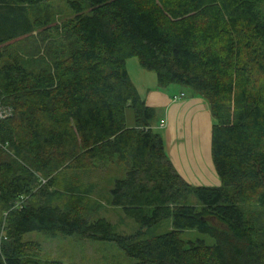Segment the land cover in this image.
<instances>
[{
	"label": "trees",
	"instance_id": "1",
	"mask_svg": "<svg viewBox=\"0 0 264 264\" xmlns=\"http://www.w3.org/2000/svg\"><path fill=\"white\" fill-rule=\"evenodd\" d=\"M2 1L0 264H46L31 232L114 242L124 264H264V0ZM58 1L72 13L60 24ZM132 57L160 87L208 102L221 185L177 171L130 79ZM112 163L126 176L110 204L137 222L134 234L116 233L91 197ZM166 220L172 230L146 236ZM187 230L215 243L186 242Z\"/></svg>",
	"mask_w": 264,
	"mask_h": 264
},
{
	"label": "rangeland",
	"instance_id": "2",
	"mask_svg": "<svg viewBox=\"0 0 264 264\" xmlns=\"http://www.w3.org/2000/svg\"><path fill=\"white\" fill-rule=\"evenodd\" d=\"M1 3L4 5V8H8V0H3ZM52 4L54 6L62 7L64 10L66 7L65 12L58 13L55 16L58 24H60L65 18L72 16L71 11L68 10L65 3L58 1L52 2ZM3 35L4 33L0 34V37ZM127 70L131 81L142 96L148 88L158 83L156 73L144 69L140 65L137 57H132L127 60ZM174 85L178 89L186 90L187 93H191L193 91L187 86L178 84ZM127 120L129 124H132L134 121L133 111L130 108L127 109ZM206 154L208 155V158H211L212 163L214 164L211 137L208 139V144L206 142ZM125 176L126 170L122 164H109V167L106 169V176L96 180V186L94 191L91 193V197L101 203L99 216L106 217L112 223L113 230L116 233L134 234L140 228L137 222L132 217L127 215L122 207H116L110 204L111 189L114 186L115 180L125 178ZM192 200V202L196 205H200V202L196 197H193ZM7 213L8 211L4 210L2 204L0 203V242L4 239L3 236H5V220ZM145 230L147 237L162 235L172 230L171 220H166L157 227ZM182 238L186 242L203 239L209 244L215 243V240L211 236L200 233L197 230L185 231L182 234ZM24 240H32L37 243V249L34 252L38 255L39 259L46 264L50 261L63 262L64 264H124L129 261L126 259L127 257L125 256L124 251L119 248L116 243L104 240H94L76 235L65 236L57 234L55 236H50L40 232L28 233L25 235Z\"/></svg>",
	"mask_w": 264,
	"mask_h": 264
},
{
	"label": "crops",
	"instance_id": "3",
	"mask_svg": "<svg viewBox=\"0 0 264 264\" xmlns=\"http://www.w3.org/2000/svg\"><path fill=\"white\" fill-rule=\"evenodd\" d=\"M182 93L184 96L174 99ZM143 98L155 109L153 127L161 132L177 171L193 185H221L215 166L206 154V142L213 127L208 102L174 84L160 87L158 83L148 88Z\"/></svg>",
	"mask_w": 264,
	"mask_h": 264
},
{
	"label": "built area",
	"instance_id": "4",
	"mask_svg": "<svg viewBox=\"0 0 264 264\" xmlns=\"http://www.w3.org/2000/svg\"><path fill=\"white\" fill-rule=\"evenodd\" d=\"M182 96H184V93L180 94L179 96H175L174 99L177 100V99H179ZM8 115H9V111L8 110L0 108V119L6 117ZM0 146L6 147V145L2 144L1 142H0ZM23 199H24V197H22L21 200H19L16 203V205H15L16 208L21 207V204L24 201Z\"/></svg>",
	"mask_w": 264,
	"mask_h": 264
}]
</instances>
